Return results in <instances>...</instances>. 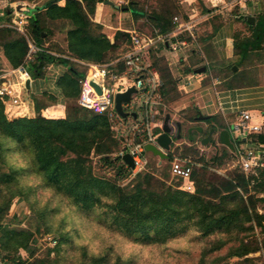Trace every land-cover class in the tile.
<instances>
[{"label": "rangeland", "instance_id": "1", "mask_svg": "<svg viewBox=\"0 0 264 264\" xmlns=\"http://www.w3.org/2000/svg\"><path fill=\"white\" fill-rule=\"evenodd\" d=\"M48 1L0 0V13L4 15L0 16V41L12 31L17 32L13 12L23 5V8H34L39 16L44 33L43 43H57L49 47V51L57 55L54 57H67L65 47L61 48L60 44L67 43V32L71 25L63 21H50L44 10H36ZM107 1L113 4L101 3L107 12L104 25H100L103 33L113 41L118 33L136 32L154 38L162 36L166 42L173 43L169 34L174 32V19L178 17L192 26L190 32L193 35L177 34L180 39L177 42L200 43L221 32L227 22L236 21L239 25L234 34L235 58L231 62L207 65L208 72L203 76V93H207L206 89L209 88L214 92L264 88V42L261 49L250 52L246 58H243L242 49L237 47V44L252 39L254 26L264 20V0ZM132 8L137 13L128 12ZM7 10H13L11 15H6ZM30 12H26L29 17L33 16ZM250 17L254 18V25L248 23ZM166 24L171 30L163 35L161 30ZM23 31L25 39L33 43L31 19L26 21ZM119 43L120 48L112 62L118 61L126 52L128 37L119 35ZM187 49L190 51L191 46ZM145 61L160 77L158 93L147 109L138 108L143 100L141 98L124 105L125 112L129 113L126 119L119 115L108 116L113 147L109 156L122 157L138 144L155 145L153 141L162 133L165 117L170 114L175 139L170 151L165 152L169 159L161 160L146 151L145 146L140 156L141 164L131 169L123 161L109 167L103 156L92 155L90 165L94 175L131 190L139 182V175L150 174L166 187L184 190V180L172 171L173 163L181 162L191 169L190 181L192 174L195 175V189L209 198L216 195L215 192L225 195L227 184H238L237 191L243 196V201L235 203H239L237 207L242 210L249 211L251 220L242 215L240 224L236 223L231 231L223 229L210 235L204 234L193 223L185 222L181 227L186 231L176 238L164 244L143 243L138 235L131 236L116 226L114 214L109 208L85 210L57 192L38 170L35 150L30 145L23 147L0 131V264H90L94 258H105L110 264H264V175H261V171L244 174L247 183L241 182L239 175L243 172L238 159L217 139L203 146L200 134L193 132L195 143L190 144L186 137L177 140V123L182 126L183 136L191 127H205L202 135L205 134L206 123L198 117L200 113L205 115L208 111L199 108L198 96H192L194 93L186 95L178 89L177 78L190 74L188 66L182 60L169 66L172 57L165 51L164 45L152 50ZM75 64L79 71L86 73L88 67ZM234 67L237 68L236 72L233 71ZM171 68L176 70L175 74ZM133 113L137 117H132ZM5 114L8 119H13L7 108ZM212 120L219 129L229 130L240 122V115L235 114L229 126L219 116ZM232 141L242 148H250L252 142L250 139L247 144L239 142L241 140L237 135L232 137ZM147 153L148 159H151V153L157 160L146 164ZM153 188L162 190L158 182L154 183ZM235 203L231 207H235ZM105 204L111 205L113 200L106 199ZM243 224L245 230L240 229ZM11 232L18 237L10 236ZM245 250L251 253L234 256L238 251Z\"/></svg>", "mask_w": 264, "mask_h": 264}, {"label": "trees", "instance_id": "2", "mask_svg": "<svg viewBox=\"0 0 264 264\" xmlns=\"http://www.w3.org/2000/svg\"><path fill=\"white\" fill-rule=\"evenodd\" d=\"M60 1L63 0H49L37 10H44L45 16L51 21L70 23L71 29L66 38L67 58H56L42 47L44 33L38 15L30 18L32 39L44 51L35 55L34 62L28 68L25 61L30 47L24 37L6 43L3 48L4 55L12 66L16 69L23 66L33 78L42 77L46 65L58 63L69 66V75L61 81L71 99L67 105L66 118L37 116L8 119L5 114L6 99L0 97V131L3 135L23 147L30 145L35 150L38 170L57 192L66 195L75 205L85 210L109 208L114 214L116 226L131 236L138 235L143 243L164 244L186 231L181 227L185 222L193 223L204 234L210 235L223 229L231 231L236 223L240 224L242 215L248 216L247 220L250 221L249 211L242 210L237 207L239 203H235L243 201V196L237 191L238 184H227L225 195L215 192L216 195L209 198L204 196V192L195 189L193 174V193L173 186L166 187L150 174L139 175V182L131 190L94 175L90 165L92 155L103 156L109 167H115L123 160L122 157L109 156L113 147L108 115L96 114L78 104L81 93L79 81L85 77V73L79 71L70 60L92 65H110L120 48L119 35L126 36L129 40L130 33H118L112 43L103 33L102 26L94 21L97 5L107 0H64V5ZM128 12L137 13L134 8L128 9ZM166 26L167 24L162 27L163 35L171 30ZM263 42L264 20H260L253 28L252 39L237 44V47L242 49L243 58H246L250 52L261 49ZM128 50L129 46L126 52ZM118 67L121 71L124 70L122 63ZM250 140L264 145L262 133L252 135ZM261 172L264 175V171ZM239 176L242 177L240 181L246 184V175L242 173ZM155 182L161 185V191L153 188ZM219 196L220 199L215 201ZM106 199H112L113 204H105ZM232 203L236 206L231 207ZM244 228L243 224L240 229L245 230ZM12 235L18 237L11 232L10 236ZM249 253L251 252L246 250L238 251L234 256L242 257ZM90 264L110 263L105 258H94Z\"/></svg>", "mask_w": 264, "mask_h": 264}, {"label": "crops", "instance_id": "3", "mask_svg": "<svg viewBox=\"0 0 264 264\" xmlns=\"http://www.w3.org/2000/svg\"><path fill=\"white\" fill-rule=\"evenodd\" d=\"M110 1H107V3ZM106 3V2H104ZM106 3V4H107ZM111 3V4H110ZM108 4L112 5L110 2ZM64 5V0L61 3ZM23 5H20L17 10L13 12V10H7V16L13 14L16 16L15 22L18 20V14H24L25 17L30 19L32 16H28L26 12L31 11V15H37L34 8H30ZM23 8V9H22ZM243 9L244 6H242ZM37 10V9H36ZM244 11V10H243ZM107 10L102 6V4H98L96 7L95 14V22L98 24L104 25L105 23V14ZM0 16H4L0 13ZM51 21V20H50ZM55 22V21H53ZM67 22V21H63ZM70 24L69 22H67ZM237 22H227L224 24V27L221 29V32L217 33L214 37L205 40L200 43H187L186 45L181 47L178 51H173L171 49V45L178 39L177 30L174 28V32L169 34V37L173 39V43L166 44L159 43L154 49H158L160 46L164 45V49L167 53H169L172 57L171 63L169 66L173 64H178L179 61H184L185 65L188 66V71L190 74H186L185 76L178 77V89L183 91L186 95H194L198 96L197 104L201 110H207L208 113L205 115H199L198 119L200 121H205L206 123V132L202 135L205 130L203 128V132L199 133L196 129L202 127H191L193 129L190 132V129L187 131L186 136H183V129L181 126V139L183 137L190 142V144L195 143L194 133L200 134L201 144L205 138L210 135L211 129H215V133L211 136L209 142L212 140L219 139V133L222 130H228V128L219 129L218 125L212 120L215 116H219L225 124L228 126L231 125L232 117L235 114H239L240 112H249L252 116V124L253 125H261L264 126V88H256V89H236L233 91L229 90H219L214 92L212 88L206 89L207 93H203V80L208 72L207 65L210 64H219L223 62H231L235 58V29L237 28ZM251 25V24H250ZM168 37V38H169ZM21 36L18 33H14L13 31L10 35L7 36L6 39L0 41V97L6 99L5 104L8 112L12 113V118L16 117H37L43 116L49 119H65L67 114V105L71 101V99L67 96V92L61 85V81L69 75V66L63 64H49L43 68V76L40 78L30 77V87L27 89L25 87V83L28 80L23 73L19 70V68H14L9 60L4 55L3 46L6 43L14 42L20 39ZM189 39V38H188ZM114 39L110 38V41L113 43ZM183 40H181L182 42ZM185 42V41H183ZM30 43V41H28ZM34 44V43H32ZM57 43H42V47L46 49L51 55L56 54L49 51V47ZM60 44V43H59ZM35 45V44H34ZM191 46V50L188 51V47ZM61 48L67 50V43L63 45L60 44ZM153 49V50H154ZM152 51V50H151ZM150 51V52H151ZM149 52V53H150ZM67 58V57H65ZM34 60V58H33ZM71 62L78 63L80 65H84L89 67L92 64H85L78 62L76 60H70ZM27 61L26 67H29V64L32 63ZM115 63V62H114ZM111 63L110 65L114 64ZM151 65V64H150ZM202 67L206 68L204 73H197V70ZM85 73V76L88 72ZM178 69V66H177ZM174 74L176 70L173 68L170 69ZM234 71V70H233ZM237 71V70H236ZM234 71V72H236ZM157 76L159 77L158 73ZM160 79V77H159ZM81 89V86H80ZM18 99V105L13 103V99ZM136 114V113H133ZM132 114V117H134ZM170 115V114H167ZM137 117V114H136ZM200 117H203L201 119ZM126 119V118H125ZM210 120L212 122H210ZM170 123H171V115H170ZM180 124V123H177ZM171 126V125H170ZM176 133L178 135V127L176 126ZM231 128L229 132L231 134ZM208 134V135H207ZM193 138L190 140V138ZM175 139V137H174ZM194 141V142H193ZM232 141V135H231ZM219 142V140H218ZM233 142V141H232ZM247 144L249 142L242 141ZM189 144V145H190ZM206 144V145H207ZM220 144V143H219ZM203 145V144H202ZM203 145V146H206ZM235 145V144H234ZM257 144L251 142V146L253 147ZM236 148V145H235ZM233 154L235 151H231ZM149 153L146 155V164L154 162L157 160L153 154L150 153L151 159H148Z\"/></svg>", "mask_w": 264, "mask_h": 264}, {"label": "built area", "instance_id": "4", "mask_svg": "<svg viewBox=\"0 0 264 264\" xmlns=\"http://www.w3.org/2000/svg\"><path fill=\"white\" fill-rule=\"evenodd\" d=\"M18 15L19 18L16 22V33H18L21 37L26 38L23 27L25 26L28 18L25 17L24 14ZM174 24L178 35L185 36L186 33H189L190 36L193 35L190 32L192 26L188 23L182 22L178 17L174 19ZM159 43L166 44L164 37L158 36L154 38L144 34H138L136 32L130 33L129 50L118 61L112 65H90L88 67L89 69L86 76L79 81L81 93L78 99V104L82 108L96 114H106L113 117L114 115H118L115 110L116 95L133 87L137 92L132 96V100L134 101L137 98L143 99L138 105V108L147 109L151 104V100L154 95L158 93L160 79L157 76V73L152 70V66L147 64L145 60L149 52ZM185 45L186 42H177L173 43L170 47L173 51H178ZM29 47L30 49L25 63H27V61H32L33 63L35 55L38 52L44 51L31 42L29 43ZM120 63L124 66L123 71H121L118 67ZM93 68L99 71L95 77H91L90 75ZM19 70L26 78L30 79V75L23 66H21ZM92 81L100 86L102 90L101 94H98L95 88L91 85ZM18 102L17 98L13 99L14 104L18 105ZM263 128L264 126L261 125H253L251 114L249 112L242 111L240 112V122L232 127L231 135L232 137L234 135L239 136L241 140L240 142L243 140H245V142H249L252 135L263 133ZM153 143L155 145L157 144L156 139ZM145 146L146 144H138L130 151L136 166L141 164L140 156ZM234 155L238 159V165L244 174L249 175L254 174L257 171H264L263 144H257L250 148L236 146ZM172 166V171L175 173V176L184 180V190L191 192L193 185L190 181V167L187 164L177 161H175Z\"/></svg>", "mask_w": 264, "mask_h": 264}, {"label": "water", "instance_id": "5", "mask_svg": "<svg viewBox=\"0 0 264 264\" xmlns=\"http://www.w3.org/2000/svg\"><path fill=\"white\" fill-rule=\"evenodd\" d=\"M107 3V1H106ZM110 3V2H108ZM111 4V3H110ZM248 23L251 25L255 24L254 18H248ZM234 71L237 70L236 67L233 68ZM206 71L205 67H202L201 69L197 70V73H204ZM91 85L95 88V90L97 91L98 94L102 93V90L100 88V86L98 84H96L94 81L91 82ZM25 87L27 89H29L30 87V79H28L25 83ZM136 89L131 87L129 89H127L125 92L123 93H118L115 97V110L117 112V114L125 119L127 117H129V113L125 112L124 110V105L126 104H130L132 101V96L134 94H136ZM134 117H136V114H133ZM201 119H203V117H200ZM177 127L179 129L178 131V135L176 136L177 140L181 139V124H177ZM193 129H190V132ZM199 133L203 132V128H197L196 129ZM215 133V129H211L210 131V135L205 138L202 142L203 145H206L207 142H209L211 136ZM193 138L191 137L190 140H192ZM219 143L221 145L226 146L228 149H230L231 151H235V145L234 143L231 141V134L229 132V130H222L219 133ZM174 141V137H173V129L170 126V115H166L164 123H163V127H162V133L157 137L156 139V145H147L146 146V151L152 152L154 155L160 157L161 160H168L169 157L165 152L170 151L171 149V145ZM122 160L123 162L130 167L131 169H135L136 167V163L133 159V156L130 153H126L125 155L122 156Z\"/></svg>", "mask_w": 264, "mask_h": 264}, {"label": "bare ground", "instance_id": "6", "mask_svg": "<svg viewBox=\"0 0 264 264\" xmlns=\"http://www.w3.org/2000/svg\"><path fill=\"white\" fill-rule=\"evenodd\" d=\"M98 72H99L98 70H96L95 68H93V69L91 70V72H90V73H91V74H90L91 77H95V75H97Z\"/></svg>", "mask_w": 264, "mask_h": 264}, {"label": "flooded vegetation", "instance_id": "7", "mask_svg": "<svg viewBox=\"0 0 264 264\" xmlns=\"http://www.w3.org/2000/svg\"><path fill=\"white\" fill-rule=\"evenodd\" d=\"M178 131H179V129H178ZM208 135V134H207Z\"/></svg>", "mask_w": 264, "mask_h": 264}]
</instances>
